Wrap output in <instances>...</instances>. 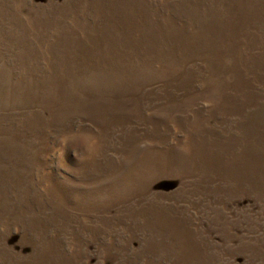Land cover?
Listing matches in <instances>:
<instances>
[{"label":"rangeland","instance_id":"rangeland-1","mask_svg":"<svg viewBox=\"0 0 264 264\" xmlns=\"http://www.w3.org/2000/svg\"><path fill=\"white\" fill-rule=\"evenodd\" d=\"M0 264H264V0H0Z\"/></svg>","mask_w":264,"mask_h":264},{"label":"clouds","instance_id":"clouds-1","mask_svg":"<svg viewBox=\"0 0 264 264\" xmlns=\"http://www.w3.org/2000/svg\"><path fill=\"white\" fill-rule=\"evenodd\" d=\"M71 138L72 137H70V136H61L60 137V141L63 144L65 141H67V140H69ZM82 143L84 144L85 149H86V151L89 154L94 153L97 150V148H98V145H97L95 139H93L91 137H83L82 138Z\"/></svg>","mask_w":264,"mask_h":264}]
</instances>
